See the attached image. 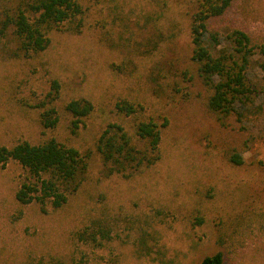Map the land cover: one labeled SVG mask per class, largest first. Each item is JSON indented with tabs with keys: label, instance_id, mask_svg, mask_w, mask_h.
<instances>
[{
	"label": "rangeland",
	"instance_id": "obj_1",
	"mask_svg": "<svg viewBox=\"0 0 264 264\" xmlns=\"http://www.w3.org/2000/svg\"><path fill=\"white\" fill-rule=\"evenodd\" d=\"M78 1L85 10L79 33L53 29L47 48L26 58H5L0 50V144L53 136L91 151L87 177L66 203L46 213L35 202L16 200L25 176L21 165L11 160L0 167V264L49 258L67 264H197L217 251L222 264H264V116L245 120V136L231 119L222 125L208 109L190 59L189 20L198 0ZM232 9L230 23L264 43V0H237ZM251 72L264 82L259 64ZM52 79L60 87V117L44 129L36 104ZM79 97L89 99L93 110L72 132L63 106ZM122 99L142 109L119 113L115 104ZM148 117L158 124L167 120L159 160L106 175L95 150L99 133L118 122L137 147L147 149L134 128ZM233 152L242 164L230 162ZM91 220L112 224V238L98 247L75 236ZM141 235L150 254L136 251Z\"/></svg>",
	"mask_w": 264,
	"mask_h": 264
},
{
	"label": "trees",
	"instance_id": "obj_2",
	"mask_svg": "<svg viewBox=\"0 0 264 264\" xmlns=\"http://www.w3.org/2000/svg\"><path fill=\"white\" fill-rule=\"evenodd\" d=\"M236 1H197L189 20L190 59L206 89L208 109L215 113L222 125L231 119L236 123L235 128L246 136L250 132L245 120L264 116V82L251 72L256 63L264 72V43L253 42L244 29L230 23V13ZM84 11L78 0H0L1 55L26 58L37 54L49 45V32L53 29L79 33L84 23ZM59 95V83L52 79L49 91L36 104L40 109L39 123L44 129L54 128L59 120L60 114L55 107ZM115 107L125 116L142 109L139 104L126 99L116 102ZM63 110L68 115L70 130L75 132L84 125L93 104L85 97L72 98L64 104ZM166 122L164 118L158 124L151 117L135 122V133L146 141L147 149L137 147L120 123H107L95 143V150L107 167L106 175L133 172L158 161L161 129ZM90 157V150L80 151L53 136L37 143L19 140L12 146L0 144V167L14 160L25 170L14 194L16 200L21 204L35 202L42 213H46L48 207H61L79 188L87 177ZM229 160L234 165L243 163L237 152L231 153ZM111 231V223L91 220L75 236L82 243L98 247L112 238ZM144 235L137 242L138 255L150 254ZM222 262V252L217 251L204 256L197 264ZM35 264L67 263L49 258L40 259Z\"/></svg>",
	"mask_w": 264,
	"mask_h": 264
}]
</instances>
